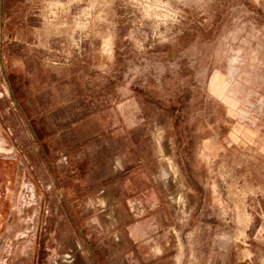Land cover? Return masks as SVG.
<instances>
[{"label": "rangeland", "instance_id": "obj_1", "mask_svg": "<svg viewBox=\"0 0 264 264\" xmlns=\"http://www.w3.org/2000/svg\"><path fill=\"white\" fill-rule=\"evenodd\" d=\"M0 264H264V0H0Z\"/></svg>", "mask_w": 264, "mask_h": 264}]
</instances>
